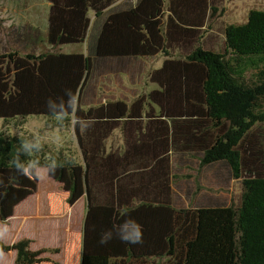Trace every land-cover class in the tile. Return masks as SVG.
<instances>
[{"label":"trees","instance_id":"obj_1","mask_svg":"<svg viewBox=\"0 0 264 264\" xmlns=\"http://www.w3.org/2000/svg\"><path fill=\"white\" fill-rule=\"evenodd\" d=\"M48 1L50 48L36 28L0 52V119L72 127L81 156L0 127V264H264V10L217 46L203 40L221 0ZM159 55L148 92L98 95L105 74L133 78ZM177 167L225 170L219 188L239 179V201L177 202Z\"/></svg>","mask_w":264,"mask_h":264},{"label":"rangeland","instance_id":"obj_2","mask_svg":"<svg viewBox=\"0 0 264 264\" xmlns=\"http://www.w3.org/2000/svg\"><path fill=\"white\" fill-rule=\"evenodd\" d=\"M219 3L220 9L206 24L208 30L206 34L207 36L213 35L211 40L217 46L223 43L224 28L228 24L245 22L252 9L264 10V0H221ZM49 9L50 2L48 0H0V52L4 49L9 50L12 46L17 45L14 42L17 33L25 29L36 28L38 29L40 37L43 39H39L41 42L39 51L50 48L45 42ZM209 36L204 38L203 42H206ZM208 43L202 44L208 47ZM62 48L65 52L80 51L85 50L86 45L67 44ZM164 58L163 55H159L156 58L144 60L143 68H141L139 63H134V71H138L139 73L135 74L133 78L126 72L119 74V76L110 72L105 74L99 81L98 95L104 96L103 101H106L107 99H114L115 97L121 98L123 96L133 99L136 93L148 92L152 87L149 80V70L160 66ZM253 74L254 72L249 73V77L252 79L256 78ZM102 79H104L103 82ZM20 121L21 119L5 122L0 119V127L12 134L32 135L40 144V149H45L47 156H51L53 153H58L61 150L67 153L73 152L78 157L81 156L77 138L72 127L56 126L49 122L45 116H31L23 120V122ZM108 141L112 147H120L121 137L119 131L116 130ZM124 146L122 145V147ZM41 170L43 169L39 168L38 170L41 181L39 191L43 190L48 182L46 171H44L45 169L43 171ZM175 171L179 177L173 185V197L183 205H188L197 200L203 201L206 199L204 196L207 198L221 196L228 199V201H239L241 196V182L239 179H231L232 181L230 180L229 185H224L223 183V190L219 188V181H222L223 176H227L226 171L223 169L221 170L217 167H187L182 170L177 167ZM187 173L189 178L185 179L183 175ZM189 184L194 185L191 190L188 188ZM197 185L201 190V194L199 195L195 191ZM191 191H194V196L188 194ZM77 216L71 218L73 223L80 221L82 212L77 213ZM21 227L19 225L17 229Z\"/></svg>","mask_w":264,"mask_h":264},{"label":"clouds","instance_id":"obj_3","mask_svg":"<svg viewBox=\"0 0 264 264\" xmlns=\"http://www.w3.org/2000/svg\"><path fill=\"white\" fill-rule=\"evenodd\" d=\"M25 173L27 174V169H25ZM118 235L122 241L132 244L139 243L141 240V233L139 230H137L135 234H131L127 228L121 227L120 230L118 231ZM106 242H107V238L102 237L101 243H106Z\"/></svg>","mask_w":264,"mask_h":264}]
</instances>
